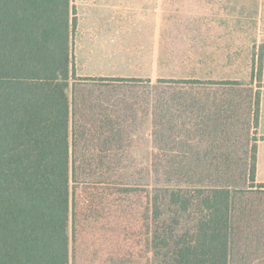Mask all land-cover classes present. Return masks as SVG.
Instances as JSON below:
<instances>
[{
    "label": "trees",
    "instance_id": "16d2710c",
    "mask_svg": "<svg viewBox=\"0 0 264 264\" xmlns=\"http://www.w3.org/2000/svg\"><path fill=\"white\" fill-rule=\"evenodd\" d=\"M72 5L0 0V264H69V222L73 234L103 216L102 195L71 184L123 186L126 149L149 116L155 172L205 191L204 214L172 264H264V183L251 145L258 92L229 81L78 77ZM119 195L129 205L142 196L125 186Z\"/></svg>",
    "mask_w": 264,
    "mask_h": 264
},
{
    "label": "rangeland",
    "instance_id": "374dc122",
    "mask_svg": "<svg viewBox=\"0 0 264 264\" xmlns=\"http://www.w3.org/2000/svg\"><path fill=\"white\" fill-rule=\"evenodd\" d=\"M108 1L112 7L105 37L114 36L121 52V65L109 69L114 76L226 80L258 94L264 86V0ZM72 6V68L85 77V4L73 0ZM241 92L247 102V92ZM154 129L149 116L133 134L123 186L95 180L71 184V191H98L103 216L73 234L69 222V264H172L177 245L193 238L204 214L199 195L205 191L197 192L199 185L185 180L168 181L162 167L155 172ZM254 131L251 145L257 149L261 137ZM261 180L256 168V181ZM124 186L138 189L141 198L129 205L119 195Z\"/></svg>",
    "mask_w": 264,
    "mask_h": 264
},
{
    "label": "crops",
    "instance_id": "0c3cea01",
    "mask_svg": "<svg viewBox=\"0 0 264 264\" xmlns=\"http://www.w3.org/2000/svg\"><path fill=\"white\" fill-rule=\"evenodd\" d=\"M79 1H82V3L85 4V63L87 64V68L85 69V77L169 79L157 76H114L112 71H109V69L111 66L115 67L117 65H121V52L120 48L116 49V41L114 36L113 38L112 35L109 38H106L105 35L107 34V30L103 29L107 27V23H110L107 18V12L111 9L112 4L109 3L108 0ZM87 10L88 13L86 12ZM103 18H106L105 21H102ZM114 25L115 23L113 21V30H115ZM177 80L198 79L190 78ZM258 89H260L259 86ZM256 130H259L258 133L261 137L256 149L257 176L260 178L264 177V86H262L259 91L258 127ZM261 181L264 183V180Z\"/></svg>",
    "mask_w": 264,
    "mask_h": 264
}]
</instances>
